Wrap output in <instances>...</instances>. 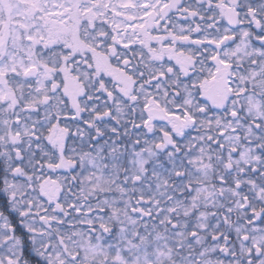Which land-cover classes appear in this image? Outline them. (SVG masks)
<instances>
[{"label": "snow or ice", "instance_id": "1", "mask_svg": "<svg viewBox=\"0 0 264 264\" xmlns=\"http://www.w3.org/2000/svg\"><path fill=\"white\" fill-rule=\"evenodd\" d=\"M0 264H264V0H0Z\"/></svg>", "mask_w": 264, "mask_h": 264}]
</instances>
